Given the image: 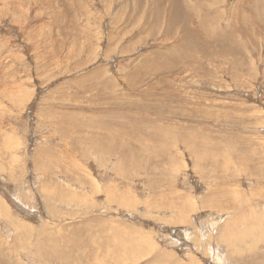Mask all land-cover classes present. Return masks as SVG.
<instances>
[{
	"label": "rangeland",
	"instance_id": "obj_1",
	"mask_svg": "<svg viewBox=\"0 0 264 264\" xmlns=\"http://www.w3.org/2000/svg\"><path fill=\"white\" fill-rule=\"evenodd\" d=\"M0 264H264V0H0Z\"/></svg>",
	"mask_w": 264,
	"mask_h": 264
},
{
	"label": "bare ground",
	"instance_id": "obj_2",
	"mask_svg": "<svg viewBox=\"0 0 264 264\" xmlns=\"http://www.w3.org/2000/svg\"><path fill=\"white\" fill-rule=\"evenodd\" d=\"M174 1V0H173ZM237 14V13H236ZM236 17V16H235ZM239 17V16H238ZM238 23V22H237ZM180 24V23H179ZM182 25H184V24H182ZM229 25V24H228ZM194 26V25H193ZM182 29V28H181ZM188 29V28H187ZM186 30V29H185ZM189 30V29H188ZM187 31V30H186ZM195 32V31H194ZM199 32V31H198ZM183 33V32H182ZM190 35V34H189ZM195 35H197V33L195 32ZM199 35H201V34H199ZM187 37H188V34H187ZM186 38V37H185ZM200 38H202L201 36H200ZM221 47V46H220ZM207 54V53H206ZM210 54V53H209ZM195 65V64H194ZM134 72V71H133ZM131 83V82H130ZM189 124V123H188ZM190 125V124H189ZM198 130V129H197ZM183 136V135H182ZM186 140V139H185ZM179 153V152H178ZM197 167V166H196ZM209 247V246H208Z\"/></svg>",
	"mask_w": 264,
	"mask_h": 264
}]
</instances>
